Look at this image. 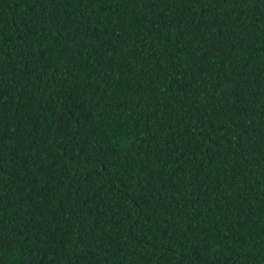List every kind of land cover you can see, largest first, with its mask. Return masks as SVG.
I'll use <instances>...</instances> for the list:
<instances>
[{
    "label": "trees",
    "instance_id": "1",
    "mask_svg": "<svg viewBox=\"0 0 264 264\" xmlns=\"http://www.w3.org/2000/svg\"><path fill=\"white\" fill-rule=\"evenodd\" d=\"M0 264H264V0H0Z\"/></svg>",
    "mask_w": 264,
    "mask_h": 264
}]
</instances>
